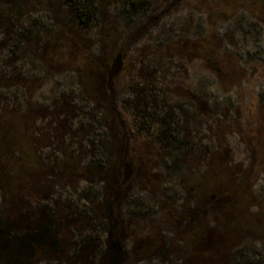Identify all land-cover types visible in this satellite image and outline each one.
<instances>
[{
    "label": "rangeland",
    "instance_id": "obj_1",
    "mask_svg": "<svg viewBox=\"0 0 264 264\" xmlns=\"http://www.w3.org/2000/svg\"><path fill=\"white\" fill-rule=\"evenodd\" d=\"M132 1L83 29L62 17L71 31L58 34L42 14L38 37L0 33V119L18 109L28 125L13 143L0 130V206L55 209L64 241L77 233L71 208L90 210L82 233L97 264L109 232L124 264H208L217 238L224 261L264 264V0H143L129 12Z\"/></svg>",
    "mask_w": 264,
    "mask_h": 264
},
{
    "label": "trees",
    "instance_id": "obj_2",
    "mask_svg": "<svg viewBox=\"0 0 264 264\" xmlns=\"http://www.w3.org/2000/svg\"><path fill=\"white\" fill-rule=\"evenodd\" d=\"M118 1L120 0H0V33L6 36L5 38H7V36L15 38L17 35L26 36V33H32V29L37 28L36 37H38L40 34L42 35L43 30L40 29L41 19L37 17L42 14L51 16L53 21L52 25L54 23L55 26L61 24L63 28L58 30V34L62 31H71L70 26L72 20L75 21L77 27L83 29L88 27L93 20L99 17V14L103 15L105 10L101 8L107 9L106 6H112L114 2L116 3ZM257 1L259 2L258 5L261 6V0ZM142 2L143 0L132 1L130 3L131 10H129V12L137 9L138 5ZM250 7H256L255 1H251L249 8ZM67 16L70 17L71 22L69 21L67 23L62 20ZM72 33H74V37L80 42L81 40L77 35V31H73ZM45 35L46 34H43V38H45ZM66 37L68 38L69 35ZM56 52H58V49L55 48L52 50L49 60L53 58L52 55ZM49 60L47 61L49 62ZM21 84L18 83L16 85L22 86ZM83 85V87H86L81 90L93 88L91 85ZM101 85L102 84H100V88ZM99 92H102V90ZM108 95L109 97L113 96V94ZM18 112V109L12 110V113L9 112L7 114L9 118L4 123L3 119H0V130L3 129V125L5 126L4 128L14 130V132L10 131L11 134L8 137L10 143H13L16 137L22 133L23 130H19L21 132L17 135L18 127L24 129V125H27L24 124L25 122L22 123L21 120L23 118H19ZM22 116L24 117L25 115ZM16 121L18 122L16 123ZM123 129L124 127H122L121 132L124 134ZM174 129L176 128L174 127L173 130ZM109 134L110 141L114 142L116 140L115 133ZM110 144L112 143H109V145ZM108 153L113 154L114 151L109 150ZM68 163V160L63 162V166L67 168L66 166ZM97 163L98 162L94 160L89 162L88 169L90 172L97 170ZM102 163L108 166L109 159H103ZM80 175H83V172H81ZM28 179L29 175H27V180ZM106 180L107 178L105 177L104 181L107 184L108 182ZM114 180L115 185L124 184V182L119 181L117 177H115ZM116 188L117 187L114 186V189L112 188L111 190H114L116 193H114V195L117 197V192L120 188ZM104 189H106V187H104ZM234 199L236 200V197ZM71 209H73L72 211L74 214L69 220L75 225L74 232L77 233H74L73 236L71 235L68 241H64L62 235L60 234L61 236H59L60 227L56 224L57 218L62 217V215L58 214V211L55 209L47 211L45 207H37V211H35L33 207L31 210L25 209L23 212L20 211L19 213H13L14 210L11 209V213L9 212V207L5 212L0 206V264H97L94 263V261L97 260L95 259L96 257L92 248L94 247V242H89L87 237L83 236L84 233H82L88 228L89 221L92 218L91 211L79 212L76 210V207ZM108 222L107 226H110V228L106 227V231L109 230L113 232L114 228L117 227V219L115 216L112 217L108 215ZM261 223L263 222L261 221ZM208 228L202 231V233L205 235L208 234V237H211L214 235L212 234L213 230H209ZM261 229L264 230L263 224H261ZM147 240H149L150 243L154 241L150 236H147ZM210 240L205 241V245H208V247L213 246V248L217 246V248L212 250L208 264L212 263L211 261L213 260L214 264H234V261H224L225 254H223L222 238H217L218 241L214 239ZM154 242H156V240ZM158 245L156 243H151L148 249H158L160 246ZM201 245L202 242L197 244V247L194 246L195 251L199 254L201 253ZM224 245H226V243H224ZM99 253L102 259L99 261V255L98 261L102 263L105 260L103 255L106 254V248L103 247L100 249Z\"/></svg>",
    "mask_w": 264,
    "mask_h": 264
},
{
    "label": "water",
    "instance_id": "obj_3",
    "mask_svg": "<svg viewBox=\"0 0 264 264\" xmlns=\"http://www.w3.org/2000/svg\"><path fill=\"white\" fill-rule=\"evenodd\" d=\"M123 67L122 63V56L121 54H117L113 60V63L109 69L106 70V86L110 93L113 92L112 83L113 80L117 77ZM131 175V167L130 165H126L125 168V177L124 179H129ZM108 259L106 264H124L127 260L128 253L127 251L121 246V244L117 241H112V233L109 232L108 234Z\"/></svg>",
    "mask_w": 264,
    "mask_h": 264
}]
</instances>
